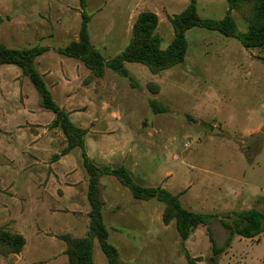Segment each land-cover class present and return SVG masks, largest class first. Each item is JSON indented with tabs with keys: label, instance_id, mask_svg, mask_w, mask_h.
<instances>
[{
	"label": "rangeland",
	"instance_id": "rangeland-1",
	"mask_svg": "<svg viewBox=\"0 0 264 264\" xmlns=\"http://www.w3.org/2000/svg\"><path fill=\"white\" fill-rule=\"evenodd\" d=\"M188 3L86 0L91 42L106 60L112 59L128 44L138 15L153 11L165 48L174 38L170 18ZM197 11L204 18L222 19L229 4L197 0ZM81 12L80 0H0V44L13 49L49 47L37 59V70L55 102L66 112L72 110L71 121L88 130V156H103L102 148L108 147L109 156H126L136 183L169 190L187 210L218 215L211 220V230L217 247H224L229 231L221 224L222 214L264 207V49H247L235 39L197 27L186 34L182 64L153 74L128 63L137 82L133 87L111 70L97 79L81 61L58 53L78 40ZM231 14L239 30L246 31L249 11ZM39 101L19 67L0 68V127L12 132L5 136L0 131L9 158L7 163L0 145V179L7 186L0 193V227L26 240L20 254L0 256V264H68L61 236L85 237L89 230L88 175L81 149L55 164L60 186L70 179L79 181L83 193L77 194L78 207L57 194L59 184L38 175L51 173L55 156H63L67 147L62 131L50 127L54 113ZM151 101L164 113L155 114ZM18 125L24 129L19 138ZM215 129L221 131L219 136L213 135ZM31 133L42 136L32 138ZM68 167L77 172L70 179L63 175ZM102 182L108 206L103 218L121 264H187L186 250L195 264H264V234L259 241H240L235 235L233 246L231 242L214 254L206 226L183 243L175 223H163V203L134 199L113 176H103ZM15 191L18 196H13ZM93 259L94 264H108L97 241Z\"/></svg>",
	"mask_w": 264,
	"mask_h": 264
},
{
	"label": "trees",
	"instance_id": "trees-1",
	"mask_svg": "<svg viewBox=\"0 0 264 264\" xmlns=\"http://www.w3.org/2000/svg\"><path fill=\"white\" fill-rule=\"evenodd\" d=\"M227 2L229 4L228 13L222 19H211L198 14L197 0H189V4L183 12L170 18L174 38L165 48L162 46L163 40L157 32L158 16L153 12H142L133 24L132 36L124 50L114 58L106 60L91 42L89 33L91 17L85 10L86 0H80L82 22L78 40L58 49V53L81 61L97 79H103L106 71L111 70L120 77L127 78L133 87H136V79L126 69L127 63L145 66L153 74L182 64L188 49L186 34L197 27L216 31L227 38L235 39L247 49H264V0H227ZM244 9L249 11L247 18L249 27L246 31H240L231 11ZM49 50V47L44 46L13 49L0 44V67L3 65L19 67L22 74L29 78L37 90L40 106L54 113L55 117L50 127L59 128L67 141L63 156L68 155L75 148L81 149L83 166L88 175L89 230L85 237L61 236L66 245L65 255L68 264H94L96 241L102 253L107 257L108 264H121L118 249L109 241V230L103 218L105 200L103 197L104 185L101 179L106 175L115 177L136 200L155 199L163 203L165 206L162 216L163 223L169 225L174 222L183 243L199 226H206L213 252L219 254L231 245L235 235L250 239L264 233V214L258 213L255 208L225 213L222 214L221 224L224 229L229 231V235L225 246L218 248L211 230V220L218 215L197 213L185 209L178 195L160 186L146 187L136 183L132 173L122 165H97L86 152L85 137L88 130L76 126L71 121L70 114L55 102L43 76L37 70V59ZM155 87L158 88V86ZM150 105L155 114L164 113V109L154 101H151ZM25 244L26 240L23 235L11 233L0 227V256L18 255L22 252ZM185 258L187 264H195L187 250Z\"/></svg>",
	"mask_w": 264,
	"mask_h": 264
},
{
	"label": "crops",
	"instance_id": "crops-1",
	"mask_svg": "<svg viewBox=\"0 0 264 264\" xmlns=\"http://www.w3.org/2000/svg\"><path fill=\"white\" fill-rule=\"evenodd\" d=\"M189 4V3H188ZM188 6V5H187ZM153 12V11H152ZM154 13H156V12H154ZM157 14V13H156ZM128 63L126 64V69L128 70ZM4 66V65H3ZM2 67V66H1ZM0 67V68H1ZM23 75V74H22ZM17 78H20V77H17ZM21 105L25 108L26 107V104H25V101L23 100L22 102H21ZM69 113V112H68ZM72 113V110L70 111V113L69 114H71ZM104 121H106V120H104ZM32 125H34V124H32ZM105 127L106 128H108L109 127V124H106L105 125ZM8 129H11L12 130V128H8ZM0 131H1V134H4L5 136L6 135H9V134H11L12 132L11 131H8L7 130V128H1L0 127ZM22 131H24V129L22 128V125H18L17 126V128H16V136H18V138L19 137H21V132ZM93 134H95V132H92ZM32 134V133H31ZM31 134H30V136H31ZM89 134H91V133H89ZM33 136H31L32 138L33 137H35V138H38V137H40V136H42V134H32ZM10 136V135H9ZM5 142V141H4ZM4 142H1L0 143V145H2V147H1V149H2V154L4 155L3 157H4V159H5V161L8 163L9 162V158H8V156H6L5 155V143ZM110 150H108V147H106V148H104V150H103V148H102V153H103V156H88L90 159H92L97 165H99V166H124V167H126L127 168V166H128V164H127V162H125L124 161V159H125V157L126 156H109L108 155V152H109ZM1 152V151H0ZM68 156H55V158H56V160L54 161V163H52V167H55V168H53V170L51 171V173H49V174H38L41 178L40 179H43V177H44V179H46L48 182H50V184H51V181H54L55 183H56V185L57 184H59L60 183V176H59V174H58V169H57V167L55 166V164H62V163H64L63 161H66V158H67ZM33 160H35V161H38V158L37 157H33ZM129 167V166H128ZM85 169V168H84ZM128 169V168H127ZM129 170V169H128ZM130 171V170H129ZM131 172V171H130ZM77 172H76V169H72L71 167L69 168H67L65 171H64V176L66 177V179H70V178H72V177H74V175L76 174ZM4 178H5V176H3ZM39 179V180H40ZM45 180V181H46ZM71 181H67V182H65L64 183V186L62 187V186H60V184H59V186H57L56 187V192H57V194L62 198V199H64L65 201H69V202H71L72 204H73V206H74V208H76V207H78V205H77V203H76V197H77V194L78 193H83V191L81 192V185L79 184V181L78 180H76V179H70ZM9 183H8V185H12V182H14V181H8ZM11 182V183H10ZM101 182H102V179H101ZM83 183H84V181H83ZM86 183V185H87V182H85ZM103 183V182H102ZM0 184H1V192L2 191H4L6 188L5 187H7V186H5L4 185V183H3V180L2 179H0ZM12 188L11 189H13L14 188V186H11ZM82 189H84V192H86V188L84 187V185H83V187H82ZM0 192V193H1ZM59 192H61L62 193V195H60L59 194ZM15 194H16V196H18V194H17V192L15 191L14 193H13V196H15ZM12 196V197H13ZM104 196V195H103ZM86 197H87V194H86ZM86 197L84 196V200L83 201H85V203H86V205H87V201H86ZM104 200H105V196H104ZM40 201V200H39ZM88 207V206H87ZM106 207H108L107 206V201L105 200V208H104V210H106ZM249 210V209H248ZM89 211H90V209L88 210V213H89ZM104 212V211H103ZM264 233H262V234H260L259 236H257V237H254V238H251V240H254L255 238L256 239H258V241L260 240V237H261V235H263ZM22 235V234H21ZM193 235V234H192ZM191 235V236H192ZM240 238V241H241V239H244L243 237L241 238V237H239ZM190 239V238H189ZM188 239V240H189ZM188 240H187V242H188ZM233 244H234V241L232 242V246H233ZM231 249H232V247H231Z\"/></svg>",
	"mask_w": 264,
	"mask_h": 264
},
{
	"label": "water",
	"instance_id": "water-1",
	"mask_svg": "<svg viewBox=\"0 0 264 264\" xmlns=\"http://www.w3.org/2000/svg\"><path fill=\"white\" fill-rule=\"evenodd\" d=\"M220 134H221V131H220L219 129H215L214 132H213V135H214V136H219ZM263 209H264L263 205H259V206H256V207H255V210H256L258 213H260V214L263 213Z\"/></svg>",
	"mask_w": 264,
	"mask_h": 264
}]
</instances>
